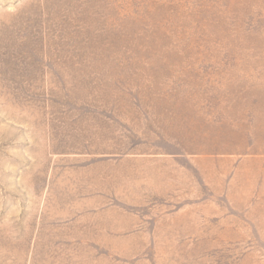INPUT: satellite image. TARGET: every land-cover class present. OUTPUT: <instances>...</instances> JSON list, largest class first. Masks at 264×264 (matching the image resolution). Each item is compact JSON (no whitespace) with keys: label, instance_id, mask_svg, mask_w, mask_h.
Here are the masks:
<instances>
[{"label":"rangeland","instance_id":"rangeland-1","mask_svg":"<svg viewBox=\"0 0 264 264\" xmlns=\"http://www.w3.org/2000/svg\"><path fill=\"white\" fill-rule=\"evenodd\" d=\"M0 264H264V0H0Z\"/></svg>","mask_w":264,"mask_h":264}]
</instances>
